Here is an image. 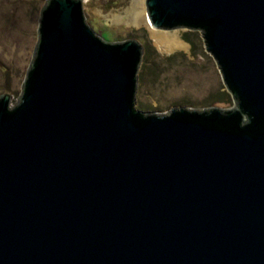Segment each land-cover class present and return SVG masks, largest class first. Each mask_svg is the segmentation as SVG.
I'll return each mask as SVG.
<instances>
[{"label": "water", "instance_id": "obj_1", "mask_svg": "<svg viewBox=\"0 0 264 264\" xmlns=\"http://www.w3.org/2000/svg\"><path fill=\"white\" fill-rule=\"evenodd\" d=\"M200 32L234 108H134L142 44L45 0L0 94V264H264V0H145Z\"/></svg>", "mask_w": 264, "mask_h": 264}, {"label": "rangeland", "instance_id": "obj_2", "mask_svg": "<svg viewBox=\"0 0 264 264\" xmlns=\"http://www.w3.org/2000/svg\"><path fill=\"white\" fill-rule=\"evenodd\" d=\"M44 1L0 0V94H9L11 105L17 102L33 59ZM131 3L132 0H82V11L88 26L101 39L113 42L135 38L142 44L134 108L162 115L177 107L233 109L231 95L222 83L213 56L205 50L200 32L168 31L176 32L186 48L163 51L154 46L145 26L108 21L106 16H123ZM183 35L190 43L183 40ZM220 93L223 101H219Z\"/></svg>", "mask_w": 264, "mask_h": 264}, {"label": "bare ground", "instance_id": "obj_3", "mask_svg": "<svg viewBox=\"0 0 264 264\" xmlns=\"http://www.w3.org/2000/svg\"><path fill=\"white\" fill-rule=\"evenodd\" d=\"M143 1L144 0H132L130 8L125 11L123 16L121 14H115L106 17L108 21L112 22L111 24L124 22L128 26H145L154 42V46L161 47L163 51L185 49L186 44L180 40L176 32L160 31L152 28L148 24Z\"/></svg>", "mask_w": 264, "mask_h": 264}, {"label": "trees", "instance_id": "obj_4", "mask_svg": "<svg viewBox=\"0 0 264 264\" xmlns=\"http://www.w3.org/2000/svg\"><path fill=\"white\" fill-rule=\"evenodd\" d=\"M182 38H183L184 41L190 43V40H189V38H188L186 35H183ZM219 96H220V97H219V98H220L219 101H223V99H222V98H223V97H222V93H220Z\"/></svg>", "mask_w": 264, "mask_h": 264}]
</instances>
